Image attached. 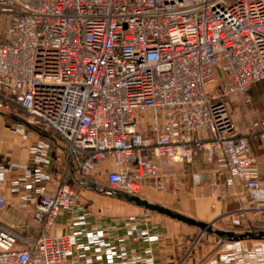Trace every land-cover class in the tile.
I'll return each mask as SVG.
<instances>
[{
	"label": "built area",
	"instance_id": "2783aa9c",
	"mask_svg": "<svg viewBox=\"0 0 264 264\" xmlns=\"http://www.w3.org/2000/svg\"><path fill=\"white\" fill-rule=\"evenodd\" d=\"M260 80L264 0H0V111L24 113L67 146L56 177L38 166L14 181L41 230L23 233L0 217V264H81L69 255L74 235L49 231L81 200L77 185L104 174L109 195H139L148 180L178 195L174 166L201 152L229 173L224 186L213 181V195L244 183L251 205L232 211L231 225L263 214L250 136L264 144V117L239 133L227 105ZM148 110L146 134L137 114ZM12 167L1 166L0 180ZM4 205L0 191V214ZM238 243L222 244L226 262L264 261V239Z\"/></svg>",
	"mask_w": 264,
	"mask_h": 264
},
{
	"label": "crops",
	"instance_id": "0c3cea01",
	"mask_svg": "<svg viewBox=\"0 0 264 264\" xmlns=\"http://www.w3.org/2000/svg\"><path fill=\"white\" fill-rule=\"evenodd\" d=\"M244 102L247 105L252 103L245 100ZM23 121L22 118L0 111V170L1 166H13L3 170V178L0 180V191L5 196V205L0 217L23 233L36 235L40 233L41 226L34 219L35 205L23 204L24 192L13 189L14 181L24 175L25 169L38 166L56 177L58 173L66 170L67 146L62 139L52 133L28 130V124ZM144 132L150 133L147 129ZM40 141L45 143V148L38 149ZM250 142L251 147L253 146L252 155L264 186V151L255 149L253 136H250ZM261 146L264 147V144ZM173 172L180 186L178 195L173 194L168 187L161 189L151 180L142 186L140 195L155 203L180 210L198 220L213 224L222 222L223 227L224 225L233 227L229 217L232 211L251 205L244 183L239 179H236L231 187H227L225 197L212 194L213 181L217 180L224 186L229 173L219 169L218 164L210 160L204 152L196 155L192 162L176 164ZM200 177L201 179L197 181ZM51 185L48 183V187L52 188ZM106 186L91 184L85 186L86 190L82 193H87L81 194L79 203L72 207H64L57 216L54 226L49 230L51 234L70 232L74 235L69 255L77 257L81 264H167L171 261L228 264L222 253H228L230 249H226L224 245L218 248V244L212 242L205 244L201 241L203 236L199 237L196 243L198 246L190 250L188 233L192 230L190 228L195 226L137 205L120 196L106 194L104 191ZM92 191L112 196L114 201L104 200L102 208L96 207ZM248 216L249 224L264 221V215H254L251 212ZM138 229L144 231L143 236H138ZM198 236L197 234L195 238ZM97 239L102 242L98 243ZM238 244L243 248L255 246V243L247 244L243 240ZM230 261L236 259L232 258Z\"/></svg>",
	"mask_w": 264,
	"mask_h": 264
},
{
	"label": "rangeland",
	"instance_id": "374dc122",
	"mask_svg": "<svg viewBox=\"0 0 264 264\" xmlns=\"http://www.w3.org/2000/svg\"><path fill=\"white\" fill-rule=\"evenodd\" d=\"M245 97H250L252 100L251 101L252 103L247 105L244 102ZM227 105H228V114H229L232 122L234 123L237 131L239 133H243L244 131L248 132L251 122H253L254 119L261 118L264 115V80H260V81H256V82L252 83L248 87L246 93H244V94L237 93V94L230 96L227 100ZM5 112H8L9 114H11L14 117L25 119L23 122L26 121V115L22 112H17V111H5ZM137 116L140 120L143 121L144 118L145 119L150 118L151 113L149 112V110L145 111V112L138 111ZM27 128H28V130L36 129L38 131H42L40 128H38L36 126H31L29 124H28ZM139 128L141 129V131H144L146 129L144 122H142V124L140 125ZM252 136H253V145H255V147H256L255 149L263 152L264 147L261 146L262 142H261L260 136L258 134H254ZM259 145H260V148H259ZM252 148H253V146H252ZM105 183H107V182L105 179V175L103 174L97 180L96 185L101 187L103 185H107ZM78 189L81 191L82 195H85L84 193H87V192L82 193L84 190H86V187H82L81 185H79ZM93 194L95 197L94 198L95 199L94 204L96 205V207H99V208H102V206H104V200H107V201L110 199L113 200L112 196L101 195V194L97 193V191H92L91 195H93ZM109 197H111V198H109ZM120 197H122V196H120ZM122 198H124V197H122ZM100 199H102V200L99 201ZM90 203H92V201H90ZM175 210H177V209H175ZM177 211H180V210H177ZM180 212H182V211H180ZM261 215H264V213ZM221 224H222V222H216L213 224V228L223 227V224L222 225ZM233 228H236L234 230H236L237 232H244L247 230L258 231V230L264 229V221H259V222L257 221L254 224H252L251 222L249 224L246 221L242 224V226H239V227H234V226L233 227H230V226L226 227L224 225V227L221 229L232 230ZM190 229H192L188 233L190 235V238H189V242H190L189 244H191L190 250H194V247L196 248V246H198V244L196 245V243L198 242L199 237H201V236H198V238L196 239L195 236L197 234L198 235L200 234L201 228L195 226V228H190ZM219 240L221 242H219ZM246 240H243V241L247 244H249V243H255L257 245L259 244L258 243L259 240H252V239H246ZM201 241H203V243H205V244H209L211 242L213 244H218V248H219L225 242H229V239L226 237L218 236L215 233L205 231V234L203 235V238L201 239ZM230 241H233V240H230ZM250 248L251 247H248V249H250ZM259 262L261 264H264V261H258V263ZM200 263H201V261H190V263H188V262L186 263V261H174V262L171 261L167 264H200ZM228 264H230V263H228Z\"/></svg>",
	"mask_w": 264,
	"mask_h": 264
},
{
	"label": "water",
	"instance_id": "95a60500",
	"mask_svg": "<svg viewBox=\"0 0 264 264\" xmlns=\"http://www.w3.org/2000/svg\"><path fill=\"white\" fill-rule=\"evenodd\" d=\"M123 197L127 199L128 201L136 203L137 205L144 206L150 210L165 214L173 219H177L189 225L197 226L201 228L202 230L215 233L218 236L227 237L229 240L241 241V240H246V239H252V240H263L264 239V229H261L258 231L247 230L244 232H237L235 230L213 228L212 222H205L202 220H198L192 216H189L185 213L177 211L168 206L152 202L148 200L147 198H143L140 195L124 194Z\"/></svg>",
	"mask_w": 264,
	"mask_h": 264
},
{
	"label": "trees",
	"instance_id": "16d2710c",
	"mask_svg": "<svg viewBox=\"0 0 264 264\" xmlns=\"http://www.w3.org/2000/svg\"><path fill=\"white\" fill-rule=\"evenodd\" d=\"M239 226H242V224L241 225H234V227H239ZM234 229H236V228H233L232 230H234ZM236 231V230H235ZM227 238V237H226Z\"/></svg>",
	"mask_w": 264,
	"mask_h": 264
}]
</instances>
